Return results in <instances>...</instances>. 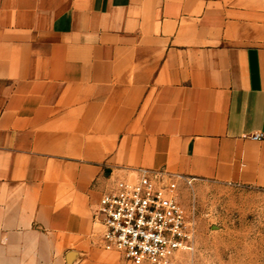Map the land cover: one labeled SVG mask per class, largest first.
Instances as JSON below:
<instances>
[{
	"label": "crops",
	"instance_id": "crops-1",
	"mask_svg": "<svg viewBox=\"0 0 264 264\" xmlns=\"http://www.w3.org/2000/svg\"><path fill=\"white\" fill-rule=\"evenodd\" d=\"M264 0H0V264H129L103 193L138 167L264 188Z\"/></svg>",
	"mask_w": 264,
	"mask_h": 264
},
{
	"label": "built area",
	"instance_id": "built-area-1",
	"mask_svg": "<svg viewBox=\"0 0 264 264\" xmlns=\"http://www.w3.org/2000/svg\"><path fill=\"white\" fill-rule=\"evenodd\" d=\"M261 140L263 133H253ZM191 180V178H187ZM178 178L138 167L103 193L95 214L105 250L129 264H170L171 256L193 247V223L178 200Z\"/></svg>",
	"mask_w": 264,
	"mask_h": 264
},
{
	"label": "rangeland",
	"instance_id": "rangeland-1",
	"mask_svg": "<svg viewBox=\"0 0 264 264\" xmlns=\"http://www.w3.org/2000/svg\"><path fill=\"white\" fill-rule=\"evenodd\" d=\"M177 182L194 239L192 249L175 252L170 264H264V188Z\"/></svg>",
	"mask_w": 264,
	"mask_h": 264
}]
</instances>
